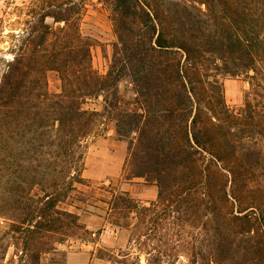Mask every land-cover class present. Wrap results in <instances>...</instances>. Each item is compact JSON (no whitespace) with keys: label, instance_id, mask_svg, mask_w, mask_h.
I'll return each instance as SVG.
<instances>
[{"label":"trees","instance_id":"1","mask_svg":"<svg viewBox=\"0 0 264 264\" xmlns=\"http://www.w3.org/2000/svg\"><path fill=\"white\" fill-rule=\"evenodd\" d=\"M85 1L15 8L22 28L0 76V264H42L87 233L77 211L101 204L129 232L125 251H100L108 264H264V0H99L116 39L103 76L79 31ZM222 75L247 80L238 110ZM124 77L136 112L119 109ZM98 97L100 111L84 107ZM105 119L126 142V179L156 186L147 204L82 176Z\"/></svg>","mask_w":264,"mask_h":264},{"label":"rangeland","instance_id":"2","mask_svg":"<svg viewBox=\"0 0 264 264\" xmlns=\"http://www.w3.org/2000/svg\"><path fill=\"white\" fill-rule=\"evenodd\" d=\"M26 1L0 0V76L10 57L9 37L22 28V25L16 23L22 14L15 8H21L22 3ZM79 31L89 41L93 71L99 76L105 75L116 39L109 12L99 0L85 1ZM47 83L50 92H58L60 82L55 73L47 74ZM220 83L225 104L231 110H238L250 88L246 78L222 75ZM117 88L120 111L130 113L138 111L130 79L122 78ZM84 107L100 111L101 97L88 100ZM125 158L126 142L117 137L114 122L109 119L102 120L85 142L82 176L93 185L104 184L117 192L124 191L139 203L147 204L154 200L157 189L153 183L143 178L126 179L129 176L124 171ZM102 194L107 197V193ZM77 213L87 233H80L56 245V251L42 257V264H108L104 258H98L100 251L116 253L118 250H126L129 232L126 229L114 230L106 218L104 205L101 204L99 209L88 207V210ZM130 251L132 255H138L134 247ZM138 260V264H145L144 255H138Z\"/></svg>","mask_w":264,"mask_h":264}]
</instances>
